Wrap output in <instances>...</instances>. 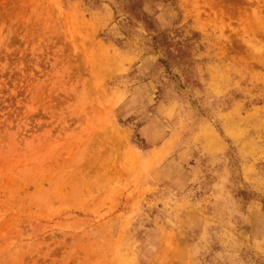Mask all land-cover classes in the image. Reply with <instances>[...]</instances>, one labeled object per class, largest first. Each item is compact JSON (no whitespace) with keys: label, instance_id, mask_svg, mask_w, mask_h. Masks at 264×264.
Here are the masks:
<instances>
[{"label":"rangeland","instance_id":"rangeland-1","mask_svg":"<svg viewBox=\"0 0 264 264\" xmlns=\"http://www.w3.org/2000/svg\"><path fill=\"white\" fill-rule=\"evenodd\" d=\"M0 264H264V0H0Z\"/></svg>","mask_w":264,"mask_h":264}]
</instances>
